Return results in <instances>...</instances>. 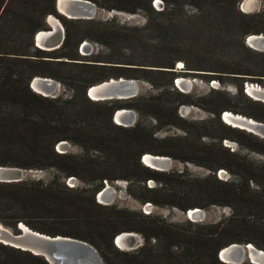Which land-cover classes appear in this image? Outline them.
<instances>
[{
	"label": "trees",
	"instance_id": "16d2710c",
	"mask_svg": "<svg viewBox=\"0 0 264 264\" xmlns=\"http://www.w3.org/2000/svg\"><path fill=\"white\" fill-rule=\"evenodd\" d=\"M89 1L108 10L144 11L152 20L149 37L142 33L147 27L99 28L92 19H68L55 10V0H0V165L27 170L53 168L58 172L49 181L0 182V223L17 231V224L23 222L41 233L86 241L96 248L105 264H226L218 259L217 252L230 243H251L264 250V196L249 188L251 177L245 179V186L241 188L215 175L183 179V173L159 171L144 165L141 157L146 153L171 154L151 147L152 135L140 124L124 127L113 123L112 114L121 106L112 100H91L86 94L88 87L109 78L145 79L155 87L170 84V76L176 72L174 64L179 59L170 58V33L174 29L171 5L182 0H161V10L152 6L153 0H104V4L99 0ZM187 1L199 14L187 16V30L178 29L186 31L191 41L184 64L189 69L211 73H196L199 75L222 79L225 76L222 74H236L240 75L237 78H246V82L264 84V79L243 77L264 76V52L253 51L245 45L244 37L250 32L261 33L242 28L237 17H253L243 15L236 8L242 0ZM49 14L64 19L65 36L58 48L43 50L34 45L33 36L45 27ZM79 24H88L91 34H81ZM145 38L155 40L151 46L155 54L152 64L139 60L138 48L146 43L142 42ZM84 39L103 43L110 53L104 59H94L92 54L79 55L78 48ZM227 40L233 46L238 42L245 52L261 59L245 61L241 57L224 67L210 65L217 47L224 46ZM122 44L130 48L124 50ZM36 76L52 78L74 94L70 98H49L34 92L29 83ZM176 94L180 103L189 102L184 94ZM240 97L251 106L264 109L263 102L243 93ZM114 100H126L122 107L134 109L163 107L155 97ZM225 109L221 112L237 113L231 107ZM221 112L217 113L218 124L235 131L236 127L231 128L220 120ZM243 114L264 123V117ZM173 116L178 118L176 108ZM162 124L173 122L167 119ZM63 140L79 145L84 153L55 151ZM89 149L101 154L91 155ZM219 167L228 168L218 163L213 169ZM70 177L94 186L70 187L61 181ZM118 179L142 183L140 188L144 193L138 199L143 203L171 205L182 211L223 205L232 208V215L216 223L186 220L183 224H173L158 216L96 203L94 197L102 188V181ZM149 180L161 187H147L145 183ZM170 184L174 185L172 190L167 188ZM180 193L201 196L205 202L187 200L180 204L176 200ZM253 195L255 199H251ZM121 232L138 233L142 245L131 252L119 250L113 239ZM0 264H46V261L0 243Z\"/></svg>",
	"mask_w": 264,
	"mask_h": 264
},
{
	"label": "rangeland",
	"instance_id": "374dc122",
	"mask_svg": "<svg viewBox=\"0 0 264 264\" xmlns=\"http://www.w3.org/2000/svg\"><path fill=\"white\" fill-rule=\"evenodd\" d=\"M98 2L105 3L104 0H99ZM253 2L254 3L250 5L249 9L245 10V8H243L245 11L249 10V12L242 11L240 9V3L237 4L236 8L243 15L253 16L251 19L240 17H237V19L241 22L242 28L256 30L258 33L264 35V0H253ZM96 7V15L92 18L95 27H111L115 29H120L121 26L147 27L142 33L149 34L148 31L152 20L144 11L137 10L135 13H128L118 10H108L97 5ZM171 8L173 9L171 17L174 29L170 33V58H179L174 64V70L180 63L183 64V68L181 70H176V72L170 76V84L163 85L162 87H155L148 80L138 79L140 90L135 96H143L144 98L155 97L163 107L160 110H152L144 106H141L140 109H134L122 107V104H124L126 100L118 102L112 100L111 102L121 106L118 107V109L124 108L130 110L136 116L130 126L140 124L144 127L146 132L152 135L153 142L150 143L151 147L163 149L171 154L168 156L171 159V165L167 171L183 173L185 175L183 179L204 178L209 175H215L218 179L234 182L241 188L245 186V179L251 177L252 180L248 183L249 188L254 193L258 192V194L264 196V138L238 127H236L235 131H229L221 127L217 122V113L226 110L225 108L227 107H231L237 114L244 115L243 113L245 112L256 114L261 117H264V109L261 110L255 106H251L245 98L240 97L242 93L248 95L244 90V84L249 83V81H245L246 78H237L240 77V75L236 74H222L225 75L222 79L213 78L211 75H199L196 73H211L208 71L189 69V67L184 64V59L187 58L186 50L190 47L191 41L186 31L179 32L178 29L182 27L184 30H187L188 26L185 23L187 16L197 15L199 12L192 4L188 3L187 0L174 3L171 5ZM53 16L56 17L63 26L64 19L55 15ZM44 25L45 27L42 30L49 29L46 21ZM78 26L81 30V34H91L87 29L88 24H79ZM142 40V42L146 43L138 48L141 56L139 60H142L144 64H152V62L155 61V54L151 46L155 44V40L149 38ZM83 42L89 44V49L88 52H86V48L81 49L79 45V55L92 54L94 59H104L110 53L103 43L91 39H84L81 43ZM228 42L227 40L224 42V46L220 45L217 47L216 53L210 59V65L224 67L240 60L241 57V59L245 61L261 59L253 53L245 52L239 47L238 42H236L235 46L228 44ZM232 42H234V40H232L231 43ZM244 42L245 45H247L246 36L244 37ZM123 47L124 50L130 48L126 47L125 44ZM127 50L124 51L125 54H128L129 51ZM252 50L255 51L254 49ZM256 52H264V49L261 51L256 50ZM90 57L91 56H88L87 58ZM60 59L66 60L64 58ZM74 62L79 61L75 60ZM146 68L149 67L146 66ZM110 72L114 71L110 70ZM243 77L264 79V76L243 75ZM178 78L191 80L192 84L187 90H184L181 86H177L174 83ZM162 82L163 81L160 83ZM176 92L184 94V96H186L184 98L189 102L180 103V99H178L179 96H177ZM73 94L74 92L71 89L65 88L60 84L54 94L47 97L54 98L60 96L62 98H70ZM173 108H176L178 118L173 116ZM163 115H168L169 118L163 117ZM155 116H158L159 119ZM167 119H170V122H173V124H162V122H165ZM220 120L224 123L221 117ZM112 122L115 123L113 119ZM230 127L232 128L233 126L230 125ZM222 136L227 137L223 138ZM66 143L65 146L59 148V151L75 155L84 153L79 145L68 141H66ZM55 151H57L56 148ZM89 154L96 156L101 153L94 149H89ZM218 163L226 164L228 168L219 167L214 170V166ZM37 172L38 173L34 175L30 173L26 179H42L44 181H49L54 176L58 175V172L53 168L45 170L37 169ZM61 181L67 184L65 179L61 178ZM73 184L74 187L79 188H91L94 186V184H85L78 179H75ZM102 184V187H105L107 184L113 191L112 200L107 206L100 203L103 207L113 206L120 209L134 210L142 214L158 216L173 224H183L186 221V219L182 217L183 211L175 206L155 205L151 202H145L151 203L152 207L143 208L142 205H144V203L138 199V196L144 193L140 188V186L143 185L142 183L135 180L127 181L125 179H118L112 182L102 181ZM145 185L147 187H161L160 184L152 180L147 181ZM173 187V184L167 186L170 190H172ZM94 198L96 203H98L96 197ZM251 199H255V195L251 196ZM176 200L180 204H185L187 200L205 202V199L203 200L201 196L184 195L183 193L178 194ZM203 210L205 211V219L195 223H216L232 215V208L230 206L209 205ZM99 211L103 212L104 210ZM135 234L136 238L134 241H136V246L134 247H137L139 243H143V240L138 233ZM135 249L125 251L131 252ZM108 256L110 257V255H107V257Z\"/></svg>",
	"mask_w": 264,
	"mask_h": 264
},
{
	"label": "water",
	"instance_id": "95a60500",
	"mask_svg": "<svg viewBox=\"0 0 264 264\" xmlns=\"http://www.w3.org/2000/svg\"><path fill=\"white\" fill-rule=\"evenodd\" d=\"M243 3L244 0L240 2V9L244 12H249L243 9ZM60 6H62V8L64 9L67 15H70L68 19H86V20L92 19L97 12L96 5L89 0H55L54 2L55 10L62 16H65L63 13L60 12L59 10ZM49 15L46 16L45 21H47ZM260 35L255 34L253 38L247 36L246 44L251 49L257 51L263 50L264 38H260ZM63 39H64V35L60 39H58V43L56 44H52L51 40L48 41L44 39H41L40 42L52 44V47H54L52 48L53 50L58 48L62 44ZM33 43L36 47L40 48L37 44L36 33L33 36ZM80 48L81 49L86 48V52H88L89 44L83 42L80 45ZM36 77H38L39 79L38 81L44 84H48V85L56 84L57 87L60 86V83L52 78L40 77V76H36ZM34 81L35 78L33 77L29 83V86L32 90H33ZM137 82L138 81L135 79H126L123 77L109 78L106 81H102L100 83L94 84L97 85L96 90H92L93 85L88 87L86 90V94L91 100H93L92 94H94L97 95L98 98H100L99 101H107V100H113V97L117 95L116 93L119 92L126 95L124 99H129L135 97L139 92L137 89ZM249 84L251 89H254V92L258 94L257 97L264 96V84L260 85L257 83H253L255 86L254 88L252 86V82H249ZM244 90L245 93H247V83L244 84ZM53 94L54 93L47 95L41 94V95L51 96ZM115 114L116 111L112 114V119L114 122L116 121ZM223 114L224 112H221L220 115L221 119L225 123L229 124L228 122L225 121ZM234 119L237 120L236 117ZM132 122L128 121L127 124L129 125L127 126H130ZM257 123L261 124L260 121H257ZM121 126H126V125H121ZM233 127H237V126H233ZM258 130L260 132L259 134L261 135L260 137L264 138V128L259 127ZM66 144H67L66 141H61L59 143L58 148H61ZM151 155L152 156H150L149 159L151 160L154 168L151 167L149 164H146V161L143 159L144 156L141 157V162L144 165L153 168L155 170H159V171L169 170L170 163L167 162L165 159H170V157L164 155H155V154H151ZM30 173H33L34 175L38 172L37 170H32V169L27 170L20 167L0 165V182H16V181L26 180L27 176ZM70 179L73 180L74 177H71ZM106 188H107V184L105 187H102L99 191L96 192L95 194L96 200L98 194L104 191ZM109 196H111V198L113 196V191L111 188H109ZM104 205H108V204H104ZM142 206L143 208H149L150 206H152V204L144 203V205ZM182 217L192 222H200L205 219V211L199 207L189 208L186 211L182 212ZM16 229L17 231L0 223V243L7 246H11L16 249L28 251L34 255L40 256L45 259L46 264H105L102 257L96 250V248H94V246H92L86 241L73 238L70 236H62V235L51 236L45 233H41L39 231L30 228L23 222H19L17 224ZM121 234H125V236L121 238V242L125 244L124 245L125 249L123 248L121 249L119 247L115 236L113 242L117 248L121 250H131L142 245V243H139L137 247H134L136 246L135 245L136 241L134 240L128 241L127 239L128 233H121ZM217 257L220 261L226 264H242L244 262L255 264L254 260H256L258 264H264V251L262 249L255 247L251 243H245V244L230 243L218 250Z\"/></svg>",
	"mask_w": 264,
	"mask_h": 264
},
{
	"label": "bare ground",
	"instance_id": "6f19581e",
	"mask_svg": "<svg viewBox=\"0 0 264 264\" xmlns=\"http://www.w3.org/2000/svg\"><path fill=\"white\" fill-rule=\"evenodd\" d=\"M254 3L253 0H244V3H243V8L246 9H249L250 8V5ZM59 10L61 13H63L65 15L66 18H69L70 15H67L64 11V9L62 8V6L59 7ZM249 11V10H247ZM47 25L50 26L49 29L47 30H42V31H39L36 33L37 35V44L38 46L41 48V49H45V50H52V44H56L58 43V39H60L63 35H64V28L61 24V22L54 16L52 15H49L48 16V19H47ZM260 35V34H259ZM253 36H255V34H250L248 35V37L250 38H253ZM260 38H264V35H260ZM41 39H44V40H48V41H52V44H47V43H43V42H40ZM35 78V81L33 82V90L37 93H40V94H44V95H47V94H51V93H54L56 90H57V85L55 84H52V85H48V84H44L40 81H38V77H34ZM37 80V81H36ZM177 84L179 86H181L184 90H187L190 85L192 84V81L191 80H187V79H184V78H178L177 79ZM139 81L137 82V89L138 91L140 90L139 89ZM97 85H93V89L92 90H96ZM252 86L253 88L255 87L254 84L252 83ZM247 93L248 95L255 99V100H259L261 102H264V96L262 97H257L258 94H256L254 92V89H251L250 87V84L247 83ZM117 95H115L113 97V100L114 99H117V100H121V99H124L126 97V95H124L123 93H116ZM92 99L95 101H99L100 98L97 97V95H94L92 94ZM224 119L226 122H228L229 124H231V126H237L239 128H242L244 130H247L253 134H257L258 136H261L259 133V130L258 128L259 127H262L264 128V123L261 122V124H258L257 123V120L253 119V118H248L244 115H241V114H237V113H233L231 111H224ZM135 115L130 111V110H126L124 108L122 109H117L116 110V114H115V119H116V124H120V125H129L127 124L128 121L132 122L134 121L135 119ZM237 118V120H235L234 118ZM143 159L146 161V164H149L151 167L154 168L151 160L149 159L150 156H152L150 153H146L143 155ZM167 162L170 163L171 165V159H165ZM109 186L107 185V188L102 191L101 193L98 194L97 196V200L99 203L101 204H109L112 200L111 196H109ZM113 197V196H112ZM152 206H150L151 208ZM121 233H128V241L130 240H135L136 238V234L133 233V232H121ZM117 234L116 235V240H117V244L119 245V247L122 249H125L124 247V243L121 242V238L123 236H125V234ZM264 251V250H263ZM254 263L255 264H258L256 262V260H254Z\"/></svg>",
	"mask_w": 264,
	"mask_h": 264
},
{
	"label": "built area",
	"instance_id": "2783aa9c",
	"mask_svg": "<svg viewBox=\"0 0 264 264\" xmlns=\"http://www.w3.org/2000/svg\"><path fill=\"white\" fill-rule=\"evenodd\" d=\"M152 5L154 6L156 10H161L163 8V2L161 0H153ZM182 68H183V64L180 63L178 64V66L175 67V70H181ZM174 83L178 86L177 80H175ZM58 147H59V144H57L56 150L58 152H61L59 151ZM70 178L66 180V183L68 184V186L73 187L74 186L73 182L75 181V178L73 180H71Z\"/></svg>",
	"mask_w": 264,
	"mask_h": 264
}]
</instances>
